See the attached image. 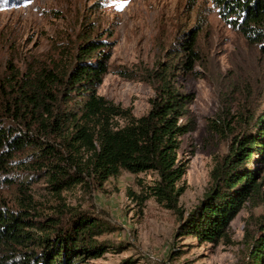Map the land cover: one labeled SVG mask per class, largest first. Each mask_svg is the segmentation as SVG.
Returning <instances> with one entry per match:
<instances>
[{"label":"rangeland","instance_id":"1","mask_svg":"<svg viewBox=\"0 0 264 264\" xmlns=\"http://www.w3.org/2000/svg\"><path fill=\"white\" fill-rule=\"evenodd\" d=\"M193 31L199 33L198 60L189 69L181 48ZM93 42L102 49L91 58L78 57ZM262 49L224 20L215 0H0L2 103L22 77L47 70L66 78L78 61L106 56L108 73L99 96L143 117L157 96L156 74L172 67L168 81L190 97L186 122L194 126L181 138L178 153L187 167L178 184L184 189L178 211L154 198L143 201L158 178L154 172L122 171L103 184L84 175L82 183L54 189L49 171L18 165L2 177L12 182L0 188V208L29 216L44 228L96 220L104 226L96 245L110 251L88 264H255L252 250L264 239L263 154L252 151L256 154L248 163L260 190L243 201L223 238L200 241L188 225L211 194L221 191L212 174L230 158L235 143L261 132L264 140ZM64 85L57 92L60 102ZM76 93L62 105L73 107ZM0 119L13 125L10 117ZM47 140L64 146L56 136ZM32 230L42 234L38 227ZM10 253L0 248L1 259Z\"/></svg>","mask_w":264,"mask_h":264},{"label":"trees","instance_id":"2","mask_svg":"<svg viewBox=\"0 0 264 264\" xmlns=\"http://www.w3.org/2000/svg\"><path fill=\"white\" fill-rule=\"evenodd\" d=\"M215 3L231 27L264 51V0H215ZM198 35L193 31L182 42L181 51L187 59L183 65L189 69L198 60L195 51ZM101 45L90 43L81 48L78 57L91 58L102 49ZM107 61L106 56L96 62L78 61L66 78L43 70L37 76L22 77L21 83L16 81L14 92L4 98V103L0 100V117H10L13 122L7 126L0 119V188L11 184L12 180L2 177L13 165L46 169L54 189L71 186L69 181H74L73 185L82 183L84 175L103 184L122 171L134 175L154 172L158 178L146 188L143 201L154 198L169 210H179L184 189L178 184L187 167L178 153L181 138L194 131V126L186 122L190 97L168 81L172 69L169 67L156 74L159 86L157 96L150 100V112L137 118L131 109L98 95V87L108 73ZM64 82L60 102L57 92ZM76 90L75 105H62L70 101ZM116 119L127 124L115 125ZM51 136L58 137L64 146L50 144L47 139ZM263 146L262 132L235 143L230 158L212 174L220 182L221 191H217L216 197L211 194L208 205L189 223V233L207 242L225 236V228L237 216L243 201L260 190L255 170L248 163L256 154L254 150L263 154L264 161ZM74 221L66 228L57 229V223L44 228L31 223L29 216L0 208V248L11 251L7 258H0V264H88V260L110 251L95 241L104 232V226L88 218ZM35 227L42 234L33 233ZM252 258L255 264H264V239L252 250Z\"/></svg>","mask_w":264,"mask_h":264}]
</instances>
